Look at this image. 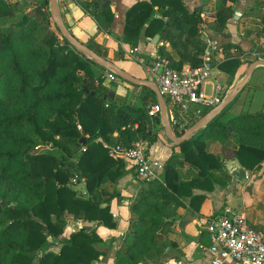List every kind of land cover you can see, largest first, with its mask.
Returning a JSON list of instances; mask_svg holds the SVG:
<instances>
[{"label": "trees", "instance_id": "1", "mask_svg": "<svg viewBox=\"0 0 264 264\" xmlns=\"http://www.w3.org/2000/svg\"><path fill=\"white\" fill-rule=\"evenodd\" d=\"M102 1L110 4L102 6ZM111 2H77L98 26L97 34L85 43L98 55L114 63L128 61L123 45L137 49L143 37L159 35L163 45L158 55L169 59L174 68L202 65L203 5L190 10L184 0L137 2L126 12L123 35L116 37L119 50L110 54L103 43L106 36H113ZM237 2H220L213 25L216 31L226 29L228 19L234 17L232 4ZM47 7L49 0H38L29 12H21L17 4L0 0V264L102 261L106 252L100 249L103 240L96 227L118 226L110 206L117 193L104 186L117 184L128 173V162L111 156L104 143L130 147L144 141L148 153L159 139L158 126L162 124L160 115L153 124L147 113L150 105L157 104L156 94L118 77L105 85L102 75L107 71L69 45L50 12L43 11ZM232 47L221 48L224 58L219 69L227 85L223 96L248 57ZM117 82L139 90L138 104L110 99ZM231 106L192 140L172 146L180 150L183 162L173 154L164 166L163 179L142 181L146 186L130 204V226L122 239L111 243L118 244L115 264L156 262L164 245L171 244L168 235L179 219L177 211L184 206L183 199H194L192 191L202 184L219 182L216 171L226 183L231 181L222 158L207 151L208 141L225 142L234 137L238 163L248 171L260 169L264 162V111L223 120ZM209 112L204 110L202 117ZM201 118H195L188 129ZM135 123H139L137 130L127 128ZM174 130L178 136L184 134ZM184 162L199 170L198 179L179 182L176 169ZM69 217L85 225L95 223V228L64 237ZM55 244L61 245L58 253L50 251Z\"/></svg>", "mask_w": 264, "mask_h": 264}, {"label": "crops", "instance_id": "2", "mask_svg": "<svg viewBox=\"0 0 264 264\" xmlns=\"http://www.w3.org/2000/svg\"><path fill=\"white\" fill-rule=\"evenodd\" d=\"M37 1L26 0L25 4L31 6L32 9ZM59 1L63 21L68 29L81 42H89L90 38L98 32L96 22L79 6L78 0ZM139 1L142 0H112L111 10L115 14L112 26L113 36H106L103 43L110 50V54L119 50L120 45L116 37L123 35L126 12ZM221 1L184 0V3L190 10L204 6L203 23L200 26L203 42L208 38H214L219 40L222 48L236 46L248 56L243 59V63L237 72L234 81L235 85L245 76L251 62L264 59V0H238L236 4H232L234 17L228 19L226 29L219 32L214 29L213 25ZM158 17L161 18V15H158ZM154 38L143 37L137 47L138 53L145 56L158 54L159 46H161L159 43L160 39L157 44H153ZM99 45L102 48V44ZM166 47H169V45L166 44ZM123 49L127 52L129 47L123 45ZM228 52L234 53V50ZM134 62V60L129 59L128 61H119L117 64L132 76L148 79L146 70L138 63L139 66H136V62ZM110 83L105 82V85L109 86ZM116 85L120 87L118 92L112 90L115 93L114 100L118 99L120 103L127 101L128 94L126 92L130 90L125 85H130L119 82ZM126 95L127 97L125 98ZM158 131L159 139L150 147L148 154L151 161H156L163 165L161 169L154 168L157 176L163 179L165 175L164 166L169 158L175 154L183 162V157L180 150L174 149L166 138L162 125L158 126ZM237 148L238 143L234 137L225 142L208 141L206 143V149L209 153L222 158L225 169L231 174V181L226 183L223 175L216 171L214 174L219 182L214 181L212 185L208 183L202 184L201 188H196L192 191L193 196H195L194 199L191 197L184 198V206L177 211L179 219L176 225L172 226V231L168 235V240L171 244L164 245L161 256L156 262L149 261L143 264H211L213 257L209 251L211 240L207 227L210 220L223 214L226 208L245 210L249 224L264 232V162L259 170L248 171L236 160ZM234 167L243 168L246 171V177L243 180L238 181L232 176ZM126 169L128 173L117 184L108 183L104 186L108 192L117 193L110 206L118 226L116 229H109L104 226L96 227L97 235L103 240V245H100V249L106 252V255L102 261L94 262L93 264H115L118 244L111 243L113 240L118 242L126 234L133 219L130 204L146 186L137 177L136 169L131 164L127 163ZM176 171L180 183L191 182L199 178V170L187 163L178 167ZM209 188L212 189L210 190ZM68 220L64 237H68L72 232L80 230L79 225L83 223L81 221ZM87 227H91L92 230L95 228V223L87 225ZM60 249V244L50 247V251L55 253H58ZM227 264L240 263L230 261Z\"/></svg>", "mask_w": 264, "mask_h": 264}, {"label": "built area", "instance_id": "3", "mask_svg": "<svg viewBox=\"0 0 264 264\" xmlns=\"http://www.w3.org/2000/svg\"><path fill=\"white\" fill-rule=\"evenodd\" d=\"M43 11L48 13L49 7ZM204 44L202 65L193 67L186 64L180 70L174 68L169 59L158 54H152L147 59L143 55L139 56L137 49L127 52L130 59L146 70L148 79L158 85L167 101L172 126L179 133L185 132L195 118H201L204 110L211 111L218 107L225 97L223 94L227 85L222 81L223 73L219 69V62L224 58L221 43L217 39L208 38ZM102 77L105 82L117 78L110 72H104ZM212 79L215 82L210 81ZM160 112L158 103L148 107L147 113L153 124ZM127 128L137 130L139 123L129 124ZM104 146L109 149L111 156L122 157L131 164L141 181L150 182L159 178L154 168L161 169L163 165L149 159L146 142L139 141L130 147L107 143ZM83 228H87L84 223L79 225L80 230ZM207 231L211 240V264H227L230 261L264 264V232L249 224L245 210L226 208L223 214L210 220Z\"/></svg>", "mask_w": 264, "mask_h": 264}, {"label": "water", "instance_id": "4", "mask_svg": "<svg viewBox=\"0 0 264 264\" xmlns=\"http://www.w3.org/2000/svg\"><path fill=\"white\" fill-rule=\"evenodd\" d=\"M102 6L109 5L110 3L107 1L101 2ZM49 12L52 20L55 25L59 29L61 35L67 40L70 46H72L77 53L81 56H84L88 60L94 62L98 66L104 68L107 72L114 74L116 77L136 86V87H145L149 90L153 91L157 97V103L160 106L161 112V122L162 127L165 133L166 138L169 140L172 146H180L181 144L192 140L198 134H200L208 125L218 119L222 113L236 100V98L244 91V89L249 84L253 74L258 68H264V59L256 60L248 66V69L245 73V76L234 86L230 88V90L225 95L222 103L212 109L207 115L202 117L196 124L186 130V132L178 136L175 133V130L172 126L171 115L169 111V107L167 105V101L161 94L158 85L156 82L150 79H140L135 76H132L125 70H123L117 63H114L104 57L98 55L91 48L86 46L85 43L78 40L68 29L65 22L63 21L61 4L59 0H49ZM160 39V36H156L153 39V44H157ZM84 92L88 93L89 90L84 88ZM94 95V92L92 93ZM110 99L114 100L115 93L110 91L109 93ZM232 132V128H229ZM82 144H85V140L81 141ZM232 176L241 181L246 177V171L243 168L234 167L232 172ZM88 231L91 230V227H87Z\"/></svg>", "mask_w": 264, "mask_h": 264}, {"label": "rangeland", "instance_id": "5", "mask_svg": "<svg viewBox=\"0 0 264 264\" xmlns=\"http://www.w3.org/2000/svg\"><path fill=\"white\" fill-rule=\"evenodd\" d=\"M7 1L13 5L17 4L20 7L21 12H29L31 10V6L25 4L26 0H7ZM136 66L139 65L136 63ZM210 81L215 82V79H212ZM119 87L120 86L118 85L112 86L113 90L116 92H118ZM125 87L131 91L130 92L127 90L126 92V94H128L127 102L132 101L133 103L138 104L136 96H138L139 90H134L132 86L130 87L125 85ZM126 97L127 95L125 96V98ZM259 111H264V68H258L255 71L251 80L249 81V84L244 89L241 96L233 103V105L229 108V110L225 112V114L223 115V120H228L230 118L236 117L241 113H247V112L254 113ZM79 190L85 192V190H82L81 187L79 188ZM68 219L72 220L71 217H69ZM35 264H38V261H36Z\"/></svg>", "mask_w": 264, "mask_h": 264}]
</instances>
